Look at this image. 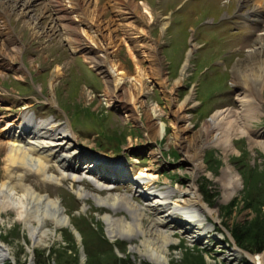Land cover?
Listing matches in <instances>:
<instances>
[{
  "label": "rangeland",
  "instance_id": "rangeland-1",
  "mask_svg": "<svg viewBox=\"0 0 264 264\" xmlns=\"http://www.w3.org/2000/svg\"><path fill=\"white\" fill-rule=\"evenodd\" d=\"M142 1L151 8L153 21L148 23L143 19L135 23L134 26L144 31L143 34L131 30L125 38L127 44L121 43L111 53L113 62L124 74L136 75V66L141 69L143 88L136 95L140 104H135L138 121L125 117L129 113L116 103H108L103 96V75L95 66L86 63L80 52L71 51L57 24L54 33L48 35L45 32L51 16L50 6L41 2L33 5L37 19L33 29L24 18L10 13V6H5L0 0V48L18 50L8 59L1 56L0 127L6 123L18 126L25 117H32L36 122L51 121L63 129H70L77 143L89 148L88 155L75 163L79 168L78 181L65 178L58 184L45 183L31 173H25L21 181L40 195L47 194L49 198L60 201L71 225L79 233L80 241L73 230L65 226L57 229L54 235H48L45 242L35 245L31 252L28 250L31 240L23 224L14 219L12 212H2L0 241L14 261L6 260L3 264H28L30 257L36 264L37 251L48 253L59 245L76 253L80 264H87L88 252L102 253L108 245L117 256L126 253L135 262L153 264L137 251H131V247L142 249L140 234L129 242L119 238L112 241L106 233L103 216L110 214L113 219L124 216L130 222L131 216L126 209L113 212L98 207L92 199L79 198L69 189L81 188L101 197H125L134 205L145 208L151 201L154 203L156 197H146L144 189L132 178L138 170L151 167L158 176L155 195L179 185L186 189L194 182L205 204L217 210L212 217L201 214L212 227L199 240H195L193 234L180 233L177 224L168 222L162 226L172 240L166 264L182 262L187 250L190 254L186 263L189 264L248 262L243 254L238 258L239 254L235 255L232 250L238 246L230 228L255 217L244 202L245 178L249 167H254L255 171L264 170V90L251 88V91L249 88L251 99L259 103L258 110L249 118L242 114L236 116L233 126L228 127L227 149L219 142H210L200 154L197 150L201 142L198 131L217 110L237 111L240 108L237 99L244 95L232 79L234 66L245 59L250 46L261 35L260 27L252 22L257 17L251 13L255 3L252 0ZM130 2L136 4L134 0ZM98 6L103 12L105 10L100 34L108 35L110 29H106V25L113 18L111 6L107 8L106 0H99ZM259 17L264 20V13ZM122 34L116 33L115 42L120 43ZM7 49L1 48L4 52ZM185 62L187 67L181 73ZM18 66L22 68L16 70ZM125 86H130V83ZM184 103L187 108L181 112ZM151 110L165 124L162 138L152 135ZM181 116L185 119L179 120ZM221 123L218 120L212 124L209 137L223 136L225 126ZM236 126L244 127L248 133L240 135L234 131ZM177 140L189 143V151L179 146ZM7 141L0 133V142ZM5 153V150L0 151V182L8 181L20 193L16 177L4 174ZM94 153L108 155L120 162L121 176L107 175L106 179H101L104 171L99 166L93 172H86V166L93 165L90 160L95 159ZM185 155H198L203 171L194 175L192 164ZM227 166L237 175L239 188L228 200L222 201L225 187L236 186L235 177L231 179V176L223 174ZM109 167L110 171L116 169L111 164ZM49 172L59 173L53 161ZM261 215L264 217V204ZM152 218L153 212L145 210L144 228L150 225ZM101 237L108 244L101 241ZM244 251L252 256L257 254ZM49 264L54 262L50 260Z\"/></svg>",
  "mask_w": 264,
  "mask_h": 264
},
{
  "label": "bare ground",
  "instance_id": "bare-ground-1",
  "mask_svg": "<svg viewBox=\"0 0 264 264\" xmlns=\"http://www.w3.org/2000/svg\"><path fill=\"white\" fill-rule=\"evenodd\" d=\"M39 1L44 2L51 8V16L45 32L51 35L56 29L55 24H57V29L63 31L68 46L72 50L79 49L83 52L84 59L95 66L103 75L105 83L103 96L106 97L108 103H116L120 109L129 113L125 114V117L130 116L131 119L139 121L135 104H140V98L136 95L143 88L141 69L136 66V75L128 76L126 73L124 74L120 70V66L113 62L111 53L121 43L127 44L125 38L131 30L136 31L138 34L144 32L141 27L134 26L135 23L143 19L148 20V23L153 21V13L149 5L141 0H134L136 4L131 3L130 0H106L107 8L111 6L113 18L106 25V29H110V33L101 35L100 31L104 23L101 17L105 10L103 12L99 8V0H79L83 11L76 10L77 6L71 4V0H1V3L5 6L9 5L10 13L21 16L33 28L37 22L33 13V5ZM252 1L255 3V9L251 13L257 14L256 19L252 22L260 27L261 35L250 46L251 48L248 50L245 59L234 66L232 80L240 86L244 95L242 99H237L240 102V108L237 111L217 110L214 113L215 115L202 126V129L198 131L201 140L197 150L199 154L210 142H219L224 149H227L230 131L228 127L233 126L232 123L235 122L236 116L242 114L245 118H249L251 114L258 110L259 103L255 99H251L249 88L264 90V20L259 17L264 13V0ZM129 2L131 3L130 6ZM119 3H125V7H120ZM86 22L88 31L84 30ZM112 27L116 28L112 29ZM117 32L123 33L120 43L115 42L116 39H114ZM1 48L7 49V47ZM1 48L0 61L3 60L1 56L8 59L18 52L13 48H8L7 52H4ZM186 62L181 69V73L187 67ZM21 68L22 66H18L16 70ZM126 83H130V86L126 87ZM181 106L180 111L183 112L187 108V104L184 103ZM183 118L185 119L184 116H181L179 120ZM218 120L222 121L221 125L225 126L223 136L209 137L212 124L218 122ZM149 121L152 126V135L162 138L165 135V124L153 110L150 112ZM234 131L240 135L248 133V130L244 127L236 126ZM0 133L3 139L8 140L4 143L0 142V151H6L3 157L4 174L8 177H16L18 184H20V193H18L15 186L9 184L8 181L0 182V223H3L2 212H12L14 219L22 223L29 234L31 245L28 249L31 251L35 245L45 242L48 235H54L57 229L70 226L71 223L59 200L51 199L47 194L40 195L31 186L22 184L24 174L31 173L45 183L58 184L65 178L71 179L72 182L78 181L80 180L79 168H76L75 163L83 156L88 155L89 148L86 149L80 146L70 129H63L54 125L51 121L36 122L32 117H25L18 126L13 123H6L0 127ZM67 133L71 135L69 136ZM177 141L179 146L181 145L183 149L185 147V150L189 151V143H186L185 140ZM262 147H264V143ZM185 157L191 162L194 175L203 169L198 155L194 157L185 155ZM94 158V163L97 164L95 167L99 166L104 171V174H101V179H106L107 175L121 176L119 166L122 165L115 158L98 153H94ZM51 161L54 162L59 172L58 175L49 172ZM109 164L116 169L110 171L108 169L110 168ZM91 166L86 167L90 169ZM18 170L19 172L15 173ZM223 174L231 176V179L237 177L229 166L223 170ZM157 178L158 176L153 167L138 170L133 175L132 179L144 189L146 197H156L154 203L151 201L146 204L145 208L134 205L125 197L119 199L110 196L101 197L95 192L84 191L81 188L77 190L69 189L77 194L79 198L92 199L98 207H104L113 212H117L121 208L126 209L131 216L130 222L124 216L119 219H113L110 214L103 216L109 239L114 241L119 238L131 242L136 235L140 234L142 236V249L131 247V251H137L153 264H166L169 260V246L172 240L171 235L163 230L162 226L168 222L177 224L180 227V233L193 234L194 239L199 240L212 227V224L203 217L205 216L203 214L212 217L217 210L211 209L205 204L194 182L186 189L179 185L167 188L164 192L159 191V196L155 195L157 193ZM233 180L236 186L231 187L229 185L230 188L225 187L222 201L228 200L239 188L237 178ZM145 210L153 212L150 225L146 228H144L142 222ZM232 250L235 254H240L236 247ZM262 252L255 254V256L247 252H244V254L249 257L251 264H264V251ZM6 260L12 259L8 249L0 241V264H3Z\"/></svg>",
  "mask_w": 264,
  "mask_h": 264
},
{
  "label": "trees",
  "instance_id": "trees-1",
  "mask_svg": "<svg viewBox=\"0 0 264 264\" xmlns=\"http://www.w3.org/2000/svg\"><path fill=\"white\" fill-rule=\"evenodd\" d=\"M254 169V167H249L248 177L245 178L247 187L244 202L247 207L252 209L255 217L244 224H234L230 228V234L239 248L251 253H259L264 248V217L261 215L262 205L264 204V170L255 171ZM100 240L108 244L103 237ZM105 251L102 253L96 251L91 254L88 252L87 264H149L144 261L135 262L126 253H123V256H117L109 245ZM188 251L184 253L182 262L172 264H189L186 263L187 256L190 254ZM36 254V264H49L50 260L54 264H80L77 254L70 252L68 248L62 245L52 247L48 253L45 250H40Z\"/></svg>",
  "mask_w": 264,
  "mask_h": 264
},
{
  "label": "water",
  "instance_id": "water-1",
  "mask_svg": "<svg viewBox=\"0 0 264 264\" xmlns=\"http://www.w3.org/2000/svg\"><path fill=\"white\" fill-rule=\"evenodd\" d=\"M69 227L73 230V233L77 236L78 241H80L81 238H80L79 233L74 229V227H73L72 225H70ZM28 250H29V249H28ZM29 251H30V250H29ZM80 251H81V255H82V257L84 258V254H83V250H82V248H81ZM31 252H32V251H31ZM11 262L14 263V261H12V260H11ZM28 264H33L31 257H30V259H29V263H28ZM246 264H251V263L248 262V263H246Z\"/></svg>",
  "mask_w": 264,
  "mask_h": 264
}]
</instances>
